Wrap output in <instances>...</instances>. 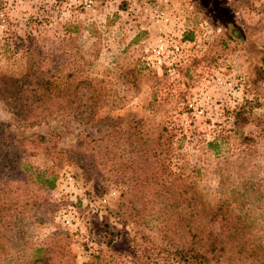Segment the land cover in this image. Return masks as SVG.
<instances>
[{
    "label": "rangeland",
    "instance_id": "374dc122",
    "mask_svg": "<svg viewBox=\"0 0 264 264\" xmlns=\"http://www.w3.org/2000/svg\"><path fill=\"white\" fill-rule=\"evenodd\" d=\"M92 1L87 8L77 0H0V75L21 71L26 42L19 37H44L42 50L52 59L69 24L78 54L89 61L84 74L102 78L95 112L86 121L51 116L18 127L0 100V122L16 134L48 138L55 128V149H68L85 131L93 138L79 158L73 151L30 156L33 165L56 176L52 189L34 197L41 217L32 226L33 239L53 233L66 264L173 263L171 250L159 252L167 258L160 263L152 258L156 252L149 250L148 260L141 254L142 248L165 246L148 202L153 183L170 179L178 165L198 163L212 138L219 141L218 160L242 155L244 135L257 139L256 157H264V82L251 80L253 65L264 57V0H215L230 14L239 38L227 36L225 22L204 9V0ZM156 4L169 13V23L150 19ZM158 38L166 47L160 55L154 50ZM248 45L260 51L258 59ZM220 179L207 174L196 184L203 223ZM145 202L149 209L136 212ZM103 225L119 236L109 248L98 236Z\"/></svg>",
    "mask_w": 264,
    "mask_h": 264
},
{
    "label": "trees",
    "instance_id": "16d2710c",
    "mask_svg": "<svg viewBox=\"0 0 264 264\" xmlns=\"http://www.w3.org/2000/svg\"><path fill=\"white\" fill-rule=\"evenodd\" d=\"M204 4L206 11L225 22L228 37H240L229 20L230 14L223 12L215 0H204ZM63 31L61 50L52 59L42 50L44 37H19L23 44L26 42L22 69L16 75H0V100L15 126H34L51 116L86 121L95 112L100 97L95 91L102 78L90 79L84 74L89 61L78 54L72 27L68 24ZM248 50L259 58L260 51L250 45ZM51 60L53 67L49 68ZM252 70V82H264V57ZM49 131L48 138L45 134L25 137L0 122V264H66L60 260L53 233L40 241L33 239L32 226L41 217L36 215L40 210L34 197L52 189L56 176L33 165L29 158L38 150L46 155L73 151L79 158L93 138L85 131L76 134L68 149H55L53 137L60 134L55 128ZM218 142L215 138L205 141L198 163L178 165L170 179L153 183L156 187L148 202L155 206V229L165 246L142 248L145 260L150 259V250L156 252L158 257L152 258L160 263L157 259L167 260L160 256L162 250H171L175 263L169 264H264V157L261 153L256 157L257 139L244 135L242 155L218 160ZM155 144H159L157 140ZM207 174L221 179L210 195L214 206L208 222L203 223L198 219L195 187ZM146 203L136 212L147 211ZM102 228L98 233L100 242L109 248L118 233L107 225ZM129 242L136 245L133 239Z\"/></svg>",
    "mask_w": 264,
    "mask_h": 264
},
{
    "label": "built area",
    "instance_id": "2783aa9c",
    "mask_svg": "<svg viewBox=\"0 0 264 264\" xmlns=\"http://www.w3.org/2000/svg\"><path fill=\"white\" fill-rule=\"evenodd\" d=\"M78 3H82L85 7L87 8H91L93 6V1L92 0H77ZM150 19L154 22V23H161V24H165V23H169L170 22V16L169 13L163 11V9H161V7L156 4L151 8V12H150ZM164 40L162 38H158L157 39V43L155 45V54L156 55H160L163 54L166 47L164 45ZM172 50L177 51L178 46L177 45H172L171 46ZM168 56V53L165 54V57ZM156 62L159 63L160 62V57L157 56L156 57ZM65 223H67V221L65 220Z\"/></svg>",
    "mask_w": 264,
    "mask_h": 264
}]
</instances>
